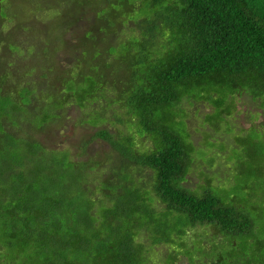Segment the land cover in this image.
I'll return each instance as SVG.
<instances>
[{
  "label": "trees",
  "instance_id": "1",
  "mask_svg": "<svg viewBox=\"0 0 264 264\" xmlns=\"http://www.w3.org/2000/svg\"><path fill=\"white\" fill-rule=\"evenodd\" d=\"M134 1L106 8L111 25L122 15L136 25L120 48L109 22L94 28L108 42L97 66L83 64L86 48L99 47L93 38L79 46L83 35L68 46L73 65H60L66 27L45 39L54 70L34 59L41 40L29 52L0 31V264H140L148 246L197 224L224 237L218 264H264V207L247 194L264 178V137L229 151L239 172L228 192L192 190L182 181L194 147L175 107L207 101L214 122L232 113L236 94L264 107V0ZM71 104L93 131L48 144ZM96 138L108 146L85 153Z\"/></svg>",
  "mask_w": 264,
  "mask_h": 264
},
{
  "label": "rangeland",
  "instance_id": "2",
  "mask_svg": "<svg viewBox=\"0 0 264 264\" xmlns=\"http://www.w3.org/2000/svg\"><path fill=\"white\" fill-rule=\"evenodd\" d=\"M110 3H116V0H2L0 31L8 37L15 38L19 35L26 40L29 52L36 51L38 42L41 40L45 46L39 47L41 51L38 50V57L35 56L34 59L40 60L39 65H46L54 70L56 66L59 67L57 61L52 59L45 61L46 58L49 59L48 56L45 57V54L51 50L50 42L45 39L48 38L49 30H52L55 25H58L55 30L59 37L62 29L66 27L62 38L67 47L63 45L64 50L60 44V51L55 53V58L57 57L62 62L60 65L63 68L73 65L75 54L68 46L74 48V43H77L79 36L83 35V38L79 40V46L85 42L89 43L88 41L92 38L99 43V47L96 45L93 49L86 48L85 53L81 52L84 55L83 64L87 67L97 66L94 59H98L103 50L106 52L108 42L97 40L92 34L97 26L105 31L104 25L112 20V18L109 19L108 9H106ZM134 3L137 8L141 6L139 0H135ZM98 13L103 16V21H96ZM134 28H136L134 20L131 17L128 18L127 15L115 19L108 28V30L111 29L108 35L110 45L120 48L119 43L134 34ZM96 51L99 53L97 54ZM112 65L115 69H121V65L116 64V61ZM232 99L234 103L232 113L225 116L223 121L218 122L206 118L213 110L207 101L184 98L175 105L180 112L177 120L183 122L187 139L194 147L190 154L188 172L182 181L185 187L197 191L213 188L218 192H228L227 190L236 181L239 172L235 160L228 157L231 148H239L238 141L244 140L245 137H251L248 143L254 142L260 146L263 143L264 136L261 133L264 132V126H262L264 107H262V99L252 98L244 92L236 94ZM80 113V107L71 104L63 123L64 130L62 133L54 132L55 137L46 142L52 145L58 143L64 145L66 142L76 144L84 132L93 131L94 127L79 123ZM252 127H255L256 131L251 129ZM107 146V142L96 138L87 145L85 153L94 155ZM77 157L84 158L85 155L80 153ZM262 177H264V172ZM262 179L256 185L255 190L248 188L247 194L249 196L251 193L249 198L253 202L257 198L258 205L264 207V178ZM183 229L181 238L172 235L174 242L148 246L143 255L144 261L140 264H218L219 247L217 245L223 241L224 237L221 234L214 235V230L208 225H188Z\"/></svg>",
  "mask_w": 264,
  "mask_h": 264
}]
</instances>
